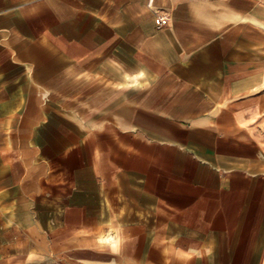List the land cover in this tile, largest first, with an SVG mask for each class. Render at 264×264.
<instances>
[{"label": "crops", "instance_id": "1", "mask_svg": "<svg viewBox=\"0 0 264 264\" xmlns=\"http://www.w3.org/2000/svg\"><path fill=\"white\" fill-rule=\"evenodd\" d=\"M45 261L264 264V0H0V264Z\"/></svg>", "mask_w": 264, "mask_h": 264}, {"label": "rangeland", "instance_id": "2", "mask_svg": "<svg viewBox=\"0 0 264 264\" xmlns=\"http://www.w3.org/2000/svg\"><path fill=\"white\" fill-rule=\"evenodd\" d=\"M36 264H60V263L52 262V261H45V262H42V263H36ZM61 264H62V263H61Z\"/></svg>", "mask_w": 264, "mask_h": 264}, {"label": "built area", "instance_id": "3", "mask_svg": "<svg viewBox=\"0 0 264 264\" xmlns=\"http://www.w3.org/2000/svg\"><path fill=\"white\" fill-rule=\"evenodd\" d=\"M161 20H163V21H164V18L162 17V18H161Z\"/></svg>", "mask_w": 264, "mask_h": 264}]
</instances>
